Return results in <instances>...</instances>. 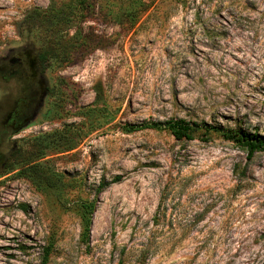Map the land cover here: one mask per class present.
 <instances>
[{"label": "rangeland", "instance_id": "obj_1", "mask_svg": "<svg viewBox=\"0 0 264 264\" xmlns=\"http://www.w3.org/2000/svg\"><path fill=\"white\" fill-rule=\"evenodd\" d=\"M76 1L0 0V61L46 56L0 157V264H264V151L148 126L264 136V0Z\"/></svg>", "mask_w": 264, "mask_h": 264}, {"label": "flooded vegetation", "instance_id": "obj_2", "mask_svg": "<svg viewBox=\"0 0 264 264\" xmlns=\"http://www.w3.org/2000/svg\"><path fill=\"white\" fill-rule=\"evenodd\" d=\"M43 59H46L44 54L23 48L17 55H7L0 61V80L13 81L9 88L0 87L1 158L10 155L12 148H17V134L35 119L33 109L38 105V86L41 84L37 77L43 74Z\"/></svg>", "mask_w": 264, "mask_h": 264}, {"label": "trees", "instance_id": "obj_3", "mask_svg": "<svg viewBox=\"0 0 264 264\" xmlns=\"http://www.w3.org/2000/svg\"><path fill=\"white\" fill-rule=\"evenodd\" d=\"M155 0H149V2H154ZM86 5V0H77L73 7L74 11L82 10V7ZM148 126L159 129H165L175 140L177 141H192L196 138V135L200 133L201 135L206 136L202 141L207 140V135L210 133H218L222 136L223 139L229 141L245 150L247 153V158L251 159L254 154L264 151V136L259 135L257 133H246L239 129H224L219 126H212L208 124H197L190 123L183 119H170L162 123H151ZM142 127V126H141ZM135 128L131 126H126L124 131H133ZM121 177H115L109 184H115L121 181ZM109 184L102 183L98 186V191H102ZM93 205L92 203L88 204L87 202L82 203L80 209H82L83 214L81 216V225L83 230V236L87 240L89 238L90 232V219L89 216L91 214L90 207Z\"/></svg>", "mask_w": 264, "mask_h": 264}]
</instances>
